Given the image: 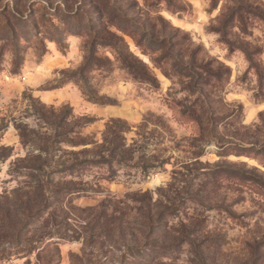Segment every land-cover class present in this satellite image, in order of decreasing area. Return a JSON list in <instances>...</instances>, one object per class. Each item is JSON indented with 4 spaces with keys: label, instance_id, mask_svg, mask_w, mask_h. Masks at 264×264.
<instances>
[{
    "label": "rangeland",
    "instance_id": "obj_1",
    "mask_svg": "<svg viewBox=\"0 0 264 264\" xmlns=\"http://www.w3.org/2000/svg\"><path fill=\"white\" fill-rule=\"evenodd\" d=\"M0 264H264V0H0Z\"/></svg>",
    "mask_w": 264,
    "mask_h": 264
},
{
    "label": "trees",
    "instance_id": "obj_2",
    "mask_svg": "<svg viewBox=\"0 0 264 264\" xmlns=\"http://www.w3.org/2000/svg\"><path fill=\"white\" fill-rule=\"evenodd\" d=\"M117 41L112 43L102 41L103 43L101 42V44L112 46L117 59H119V61L129 71H131L132 74L138 76L141 80L148 84H154V79L148 73L145 66L136 61L131 55H128L126 52L122 51V48L118 45ZM89 99L94 104H99V101L91 97V95L89 96ZM45 120L46 125L52 128L53 132H55L56 139L48 144L49 152L47 151L48 149H38L41 153L46 154L47 157L49 156L48 161L39 165L37 169L38 171H42V168L51 169L48 172V175L54 176L58 174L61 175V177H64L77 174L78 172L90 167L113 163L119 165L130 162L134 159L131 149L127 147L126 142L121 135V128L118 126L116 121L111 120L106 125L105 133L102 137L100 145H94L90 150L86 149L77 153H70L72 160L68 165L58 163L55 161V157L59 149H57L55 146H58L62 143L72 147L74 144H77L73 143V141L62 139L63 137L72 136L74 134V128L76 127V124L68 112H66L61 117L55 118V120ZM81 121H84V123L81 126L79 125V127H83L84 124L87 125L91 122L88 119H81ZM20 138H23V135H20ZM138 160H140V158H138Z\"/></svg>",
    "mask_w": 264,
    "mask_h": 264
}]
</instances>
